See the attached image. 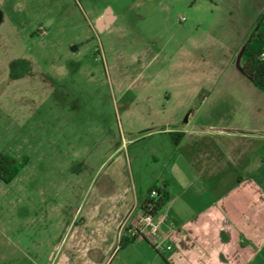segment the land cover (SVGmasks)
<instances>
[{"label":"rangeland","instance_id":"rangeland-1","mask_svg":"<svg viewBox=\"0 0 264 264\" xmlns=\"http://www.w3.org/2000/svg\"><path fill=\"white\" fill-rule=\"evenodd\" d=\"M263 20L264 0H0V156L17 168L0 175V230L22 236L15 264H45L31 236L47 211L146 195L162 119L256 129L264 146V92L237 67Z\"/></svg>","mask_w":264,"mask_h":264},{"label":"crops","instance_id":"crops-1","mask_svg":"<svg viewBox=\"0 0 264 264\" xmlns=\"http://www.w3.org/2000/svg\"><path fill=\"white\" fill-rule=\"evenodd\" d=\"M162 121L167 139L148 189L165 184L170 199L155 216L157 233L139 225L145 195L125 188L112 209L78 207L70 219L47 211L31 236L33 246L46 249L45 264H264L262 132L237 126L204 132ZM17 233L0 230V264H15L23 253Z\"/></svg>","mask_w":264,"mask_h":264},{"label":"trees","instance_id":"trees-1","mask_svg":"<svg viewBox=\"0 0 264 264\" xmlns=\"http://www.w3.org/2000/svg\"><path fill=\"white\" fill-rule=\"evenodd\" d=\"M263 32L264 28L260 33V37L253 52L244 57L242 69L243 75L264 92V61L260 59ZM15 163L16 160L9 156H0V175L11 179L15 177L17 174ZM153 192H155V194H153ZM169 199L170 194L166 185L155 182L140 203L139 209L142 216H157L169 202Z\"/></svg>","mask_w":264,"mask_h":264},{"label":"built area","instance_id":"built-area-1","mask_svg":"<svg viewBox=\"0 0 264 264\" xmlns=\"http://www.w3.org/2000/svg\"><path fill=\"white\" fill-rule=\"evenodd\" d=\"M180 21H185V18L182 17ZM260 59L264 61V32L262 34V48L260 53ZM155 194V192H153ZM139 225L143 229H149L151 234H156L158 231L159 224L155 221V217L152 215H144L140 218Z\"/></svg>","mask_w":264,"mask_h":264},{"label":"flooded vegetation","instance_id":"flooded-vegetation-1","mask_svg":"<svg viewBox=\"0 0 264 264\" xmlns=\"http://www.w3.org/2000/svg\"><path fill=\"white\" fill-rule=\"evenodd\" d=\"M262 23H264V20L262 22H260V24H258L254 30V33H252V36L250 38V41L248 42V44L252 41H257L260 37V33H261V29H262ZM247 44V45H248ZM247 45L245 46V51H246V48H247ZM245 51H244V54H245ZM245 56V55H244Z\"/></svg>","mask_w":264,"mask_h":264},{"label":"water","instance_id":"water-1","mask_svg":"<svg viewBox=\"0 0 264 264\" xmlns=\"http://www.w3.org/2000/svg\"><path fill=\"white\" fill-rule=\"evenodd\" d=\"M105 20H106L107 23L111 22V18H110V16H109V15H108V16H105ZM101 21H102V19H101ZM101 21H99V23H98L99 28H101ZM244 51H245V48L243 49V51H242V53L240 54V57H239V59H238V61H237V67H238V69H239L242 73H243V69H242V67H241V65H240V61H241V58H242V56H243V54H244Z\"/></svg>","mask_w":264,"mask_h":264}]
</instances>
